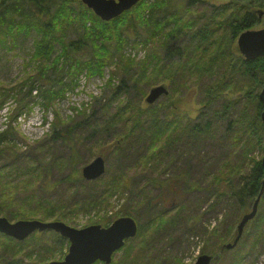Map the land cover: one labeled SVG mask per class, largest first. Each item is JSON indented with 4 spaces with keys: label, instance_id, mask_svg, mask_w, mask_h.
I'll return each mask as SVG.
<instances>
[{
    "label": "trees",
    "instance_id": "16d2710c",
    "mask_svg": "<svg viewBox=\"0 0 264 264\" xmlns=\"http://www.w3.org/2000/svg\"><path fill=\"white\" fill-rule=\"evenodd\" d=\"M148 1L142 0L117 18L104 22L81 0H0V48L12 50L20 36L36 34L33 51L23 63L22 80L13 86L0 83V106L14 102L16 110L23 113L41 99L46 107H52L70 92L67 88L78 87L80 78L101 77L109 65L116 70L110 72V77H121L114 84L108 80L104 90L110 91L104 102L93 97L90 105L72 108L75 118L68 116L63 120L55 114L49 140L27 152L14 145L10 126L0 133V215L14 219L28 216L30 210L29 216H44L43 219L91 212L107 216L109 200L124 189L130 193L137 183V174H141V179L157 191L156 197L149 194L146 206L160 197L182 204L174 206L173 214L155 217L158 220L147 226L152 231L149 240L141 243V249L126 264H137L139 259L146 264L153 261L152 254L160 259L165 248L189 242L190 237L201 238L205 243L201 255L213 257L212 263L254 264L264 251V191L257 214L249 222L248 235H242L230 251L222 250V246L232 242L239 217L236 213L251 209L264 179V128L260 118L264 107L258 100L264 87V57L247 61L236 48L238 36L261 23L257 12L264 16V0H232V6L211 9L191 20L165 12L166 5ZM182 35H187V41L176 45ZM128 46L146 53L142 58L136 53L132 56L126 51ZM165 83L169 95L179 93L182 97L183 90L196 91L197 102L203 108L195 119L180 115L171 102L142 107L146 90ZM242 89H246L244 94ZM235 93L237 96L228 98ZM168 97L169 102L172 97ZM224 121L227 124L221 140L230 141V151L215 166L217 158L212 159L200 150L215 139L217 122ZM109 137L116 139L117 166L112 172L105 166L100 179L84 181L79 173L82 159L77 158L76 141L106 142ZM179 147L185 153L183 156L176 150ZM125 150H133L132 156L127 157ZM174 154L183 158L181 169ZM46 156L50 161L45 160ZM127 158L133 163L124 166ZM208 160L213 161L207 163ZM52 166L58 174L65 170L69 173L45 187L41 182ZM13 173L34 183L31 191L21 188V199L15 186L9 184ZM61 182L67 184L68 190L62 195L57 190L52 196L54 186ZM77 187H82L84 193L78 192ZM195 199H215L219 206L225 205L221 210L226 211L236 204L227 228L205 227L206 216L203 221L202 217L206 212L199 215L190 210ZM162 201L160 198V204ZM26 206L28 210L18 215V209ZM65 206L72 209L65 213ZM138 206L139 202L131 209L124 207L109 222L119 217L133 219L138 216ZM214 206H209L211 213ZM200 208L197 206V210ZM102 219L107 221L106 217ZM139 233L138 224L137 236ZM209 242L212 244L206 246ZM35 246L37 250L43 248ZM130 255L128 252V259ZM10 256H15L13 251L2 250L0 264H6L3 260ZM37 256V263L44 264L45 259ZM165 260L167 264H183L170 253Z\"/></svg>",
    "mask_w": 264,
    "mask_h": 264
},
{
    "label": "rangeland",
    "instance_id": "374dc122",
    "mask_svg": "<svg viewBox=\"0 0 264 264\" xmlns=\"http://www.w3.org/2000/svg\"><path fill=\"white\" fill-rule=\"evenodd\" d=\"M141 1L142 0H140L139 2ZM146 3H151V4L159 3V5H166L167 9L165 10V12L167 13L170 12V13H174L175 15L182 16L184 20H191L195 16L202 17L203 13H206V11H212L211 9H218L220 7H226V6L229 7L234 4L232 0H149ZM169 17L170 16L168 15V18ZM258 17L260 18L261 23L258 26H256L254 29H259L264 26V16L258 15ZM35 38H36V34L34 33L30 34L29 36H20L16 41V46L14 49L6 50L4 48H0V83L4 82V83H8L7 85L13 86L22 80V75L24 72L23 63L25 62L24 60H26L29 54L33 51V42ZM187 39H188L187 35L180 36V38L176 41V45L183 44L185 41H187ZM126 51L127 53H131L132 56L136 53L137 57L139 58H142V56H144V54L146 53L144 49H140V48L136 49L131 46L126 47ZM111 71H116V70L113 69L112 65H109L108 67L105 68L104 74L101 77H93L90 80H87L85 78H80L78 87H75L73 90H68L67 88V91L70 92L66 94L63 100L54 102L52 107H46L41 99L35 100L33 104L29 105L30 110L23 111V113H20L18 110H16L17 106L14 104V102L7 104L5 106H0V133L5 129H9L10 126V128L13 130V135H14L13 138H15L14 145L18 149H21L22 152H27L30 147L35 148L34 145H37L43 141L47 142L49 140V136L51 135L52 124L55 123L56 120L55 114L57 117H60V119L63 120H66L65 118L68 116L75 118V114H72L71 112L72 108L74 107L80 108L86 104L90 105V102H92L93 97L102 98V101L103 102L105 101L108 91H110L109 89L104 90V86L107 84L108 80H111L114 84L117 83L121 78L120 76H118L119 80L117 79V77L111 78L110 77ZM167 85H168L167 83L161 85L166 89V92L162 94L152 105H149L146 102V97L149 94V91L158 85L151 86L150 88H148L145 92L144 97L142 98V102H141L142 107L147 108L149 106H153L157 104L160 106L166 103L170 104L171 102L176 107V110L180 115H184L191 119H195L203 108L202 104L197 102L196 91L186 90L184 92L183 90L182 97L179 96V93L178 94L170 93L169 95V91H167L168 89ZM240 92L244 94L246 92V89H242V91ZM247 93H248V89H247ZM34 94H37L36 91L34 92ZM138 96L141 97L140 95ZM168 96L172 97L170 99L171 101L169 102L166 101V98H169ZM235 96H237V93H235L233 96H228V98H232ZM220 104L221 101H219L218 106ZM248 104L252 106L251 103ZM247 111H249V109H247ZM247 114L249 115V113ZM226 124L227 122L225 121L217 122V128L214 133L215 139L211 141L209 144H207L205 147H202V149L200 150L201 152L205 153L212 159L217 158V160L215 161V166H218V164L221 163L223 159L229 155L230 141L229 140L225 141V138L224 141L221 140L222 133L224 132ZM83 135L84 137H86L87 133ZM115 140L116 139L109 137L108 141L106 142H100L99 140L95 141L93 139L83 140V141L81 140V143L76 141V146H77L76 151H78L77 158L82 159L81 166L84 167L86 164L90 163L93 159L100 156L105 161V166H108L109 172L114 171V167L117 166L115 164L116 159L114 158V155L116 154V152L114 151ZM176 150L182 156L185 154L184 152H182L183 150L180 147L177 148ZM125 151L126 152H124V154L127 155V157L132 156L131 152L133 150L130 151L125 150ZM179 154L176 155L174 154V156L175 159H177L176 163L179 164V167L181 169L182 168L181 162L183 158H181V156L179 157L180 159L176 157ZM63 156L67 157L66 152H63ZM46 157L47 158L45 160L50 161L48 156ZM212 161L208 160L207 163L208 162L212 163ZM123 163L124 166H129L133 163V161H131V159L128 161L127 158L124 160ZM82 167L79 168L80 175H81ZM55 169L56 168L52 166L50 169V173L47 175L46 180L44 182H41L45 187L48 186V183H51L54 180H60L61 177H65L69 173V172L67 173V170H65L62 171L60 174H58ZM61 170H64V168ZM167 174H169L170 177H172V174L169 171ZM10 177L13 181L11 183L9 181L8 182L12 186H15L16 188L15 192L20 195V199L23 195L21 188L25 187L27 188V191H31L34 188V183L32 182V180L23 181L25 177L20 175L16 176L14 173L11 174ZM109 177L110 175L108 173L106 175V178L108 179ZM137 177H138L137 183L132 189V191H130V193L125 191L124 189L118 195L113 196V198L109 200L110 207L106 209L107 216H102L103 212H99V213L91 212L88 215L59 216V218L55 217V218L43 219L44 216H29V214L32 215V212L28 210V207L26 206V207H20L18 209V215L22 214L23 210H28V216H16L14 219H10L9 216L0 215V217L7 219L11 223L20 220L23 221L39 220L42 222H52V221H58L57 219H59L60 222H63L66 225H69L75 229H83L92 225H100L101 227H107L113 222V221L109 222L110 221L109 218L113 217L112 215H114L116 212H120V210H122L124 207L126 209H131L134 205L136 204L138 205L139 202V206L137 209L138 216H133V219L135 220L136 225L139 224L140 233L138 236L136 234L135 237L125 240V243L123 245L124 249H122L123 248L122 247L119 251L115 252L112 261L110 262V264H126L127 262H129L130 259H132L131 258L132 255L135 256L134 252H136V250L138 249L139 250L141 249L140 247L141 243H144L149 240L152 231H149L147 226H149L150 224H154L155 220H158V217L157 218L155 217L161 215L166 216L168 214H173L171 210L174 208V206H177L178 204L180 205L182 204L181 202L172 203V201L169 198L165 199V197H160L163 200L161 204L159 198L152 200L151 204L149 206H146L145 204L150 199L149 194H151L153 197H156L157 191L155 190V188H152L150 185H147L148 183H145V180L143 178L141 179V174H137ZM98 179H100V177ZM86 182H92V181H86ZM54 188L55 189L52 193V196L57 190H58L57 192H59L60 195H62L66 191V189L68 190L67 184L65 182H61L59 186L55 185ZM77 190L81 194L82 192L84 193L82 187H77ZM48 193H50V191ZM25 194L28 193L26 192ZM216 200L219 202V197L216 198ZM213 202H214L213 199L208 201H203L202 199L199 200L195 199L193 205L190 204V210L193 209V211L195 213H198L199 215L206 212V215L202 217V221L206 216L205 218L206 222L204 226L209 229H215L217 227H219L220 229L227 228V225L230 224L229 221L230 214L231 216H234L235 214L234 210L236 204H233L231 208L229 207L230 210L226 211V210H221L222 207H224L225 205L221 207L219 206L218 203H213ZM213 205H215L214 207H216V210L213 213H211L209 211L210 209L209 206H213ZM197 206H201L200 208L201 210L200 209L197 210ZM71 209H72L71 207L65 206V208H63V211L66 213L69 212ZM248 211H249L248 208L239 210L236 213V216H239L237 222ZM174 213H176L175 210ZM262 214H263L262 216H264V207L262 209ZM104 217L107 218V221L105 223L103 222L105 219H102ZM100 219L102 220L100 222H97ZM237 222H235L234 230ZM250 227H251V223H249L246 226L243 235L245 236L248 235L250 231ZM233 234L231 237L234 236ZM188 240L189 242H183L182 244L176 245L171 249L165 248L164 251L165 254L162 255L160 259H157L156 256L152 254L153 261H147L146 264H152L154 262L157 264H167L165 259L169 256V253L173 255L176 260L181 261L183 264H194L197 257L201 255V248L205 246V243L199 237H190L188 238ZM36 244H38V246L40 245L44 249L42 248V250H37V246H35ZM211 244L212 243L209 242L206 244V246ZM2 250L3 251L11 250L15 254L14 257L10 256L8 260L7 258H4L3 261L6 262V264H21V261L23 262V264H38L37 261L39 260V257L37 256V254H40L41 259L42 260L45 259L44 264H47L52 260H63L64 256L68 252V241L65 238L61 237L60 235L58 237L55 236L54 232L51 231H44L41 233L34 231L22 241H17L11 237L5 236L0 233V255ZM225 251H230V250H225ZM128 252L131 254L129 259L127 257ZM25 254H31V256L26 257ZM136 262L137 264H143V261H141L140 259ZM211 264H222V263L220 261H217L216 263H212L211 261ZM254 264H264V251H262V253L258 256Z\"/></svg>",
    "mask_w": 264,
    "mask_h": 264
},
{
    "label": "water",
    "instance_id": "95a60500",
    "mask_svg": "<svg viewBox=\"0 0 264 264\" xmlns=\"http://www.w3.org/2000/svg\"><path fill=\"white\" fill-rule=\"evenodd\" d=\"M140 0H81V3L90 9L98 18L109 22L124 12L130 10ZM258 11V15H262ZM239 54L247 61L258 57H264V26L259 29H249L242 32L236 42ZM166 92L163 86H156L149 91L146 102L152 105L162 94ZM259 101L264 107V87L258 95ZM261 122L264 128V111L261 113ZM264 165V151L261 158ZM105 172V162L98 156L90 163L82 167L81 175L86 181H94ZM264 191V179L261 182L260 192L249 212L245 213L236 226V236L231 243L224 244L222 250H231L239 242L245 226L254 219L258 205ZM47 230L58 233L66 238L70 245L68 252L62 261H51L48 264H94L103 262L110 264L112 255L121 249L125 240L135 237L137 233L136 222L130 217L116 219L109 227L103 228L92 225L83 229H75L60 221L42 222L39 220L9 222L0 217V233L17 241L24 240L34 231ZM212 257L202 254L197 257L194 264H210Z\"/></svg>",
    "mask_w": 264,
    "mask_h": 264
},
{
    "label": "flooded vegetation",
    "instance_id": "af4514ba",
    "mask_svg": "<svg viewBox=\"0 0 264 264\" xmlns=\"http://www.w3.org/2000/svg\"><path fill=\"white\" fill-rule=\"evenodd\" d=\"M213 201H214L213 203H216V202H215V199H213ZM213 210L215 211V210H216V207H214ZM212 213H213V212H212ZM236 226H237V225H236ZM51 232H53V231H51ZM54 234H55V236H57V237L59 236V235L56 234L55 232H54ZM66 240H67V239H66ZM67 241H68V240H67ZM69 245H70V243H69V241H68V248H69ZM60 261H61V260H60ZM47 264H48V263H47ZM94 264H103V263L97 261V262L94 263Z\"/></svg>",
    "mask_w": 264,
    "mask_h": 264
}]
</instances>
